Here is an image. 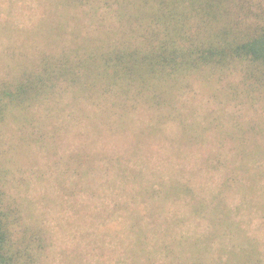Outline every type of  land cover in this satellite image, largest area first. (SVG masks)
Wrapping results in <instances>:
<instances>
[{
    "label": "rangeland",
    "instance_id": "374dc122",
    "mask_svg": "<svg viewBox=\"0 0 264 264\" xmlns=\"http://www.w3.org/2000/svg\"><path fill=\"white\" fill-rule=\"evenodd\" d=\"M78 1L0 0V78L72 38L121 29V0ZM241 74L190 75L171 106L128 99L123 116L114 100L76 98L78 86L59 81L27 112L31 124L8 120L1 148L20 264L36 242L34 264H233L249 254L264 264V91L250 103ZM234 89L243 99L226 96ZM248 120L257 133L240 128ZM12 133L27 142L11 147Z\"/></svg>",
    "mask_w": 264,
    "mask_h": 264
},
{
    "label": "trees",
    "instance_id": "16d2710c",
    "mask_svg": "<svg viewBox=\"0 0 264 264\" xmlns=\"http://www.w3.org/2000/svg\"><path fill=\"white\" fill-rule=\"evenodd\" d=\"M117 4L121 8L120 30L102 31L88 42L87 36L84 43L72 38L58 51H40L36 65L22 63L18 76L0 78V264H20V245L11 237L18 215L9 205L6 191L10 166L3 159L2 126L8 120L18 127L31 124L27 112L53 94L59 81L77 85L76 98L92 92L97 99L114 100L111 104L121 108V116L127 114L122 103L128 99L171 106L176 99L172 91L194 74L220 75L241 69L237 86L248 87L241 92L246 91L250 103L264 91V0H121ZM99 9L96 6L94 14ZM53 26L49 22L48 36H53ZM231 93L226 96L241 97L238 90ZM240 128L257 133L252 120ZM12 136L16 137L9 139L13 148L27 142L14 133ZM234 146L238 155L245 153L242 138ZM174 189L177 193L178 188ZM214 219L219 225L224 222L223 218ZM31 234L40 233L31 228ZM144 235L138 234L137 242L144 241ZM36 243V250L31 244V264L39 257L40 243ZM252 256L233 264H251ZM202 262L198 257L197 264Z\"/></svg>",
    "mask_w": 264,
    "mask_h": 264
}]
</instances>
